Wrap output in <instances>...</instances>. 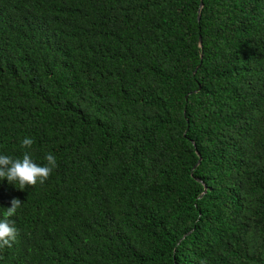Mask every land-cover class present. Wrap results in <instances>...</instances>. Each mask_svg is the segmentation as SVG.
Wrapping results in <instances>:
<instances>
[{
	"label": "trees",
	"instance_id": "1",
	"mask_svg": "<svg viewBox=\"0 0 264 264\" xmlns=\"http://www.w3.org/2000/svg\"><path fill=\"white\" fill-rule=\"evenodd\" d=\"M25 136L56 167L0 183V264H264V0H0V153Z\"/></svg>",
	"mask_w": 264,
	"mask_h": 264
},
{
	"label": "clouds",
	"instance_id": "2",
	"mask_svg": "<svg viewBox=\"0 0 264 264\" xmlns=\"http://www.w3.org/2000/svg\"><path fill=\"white\" fill-rule=\"evenodd\" d=\"M33 145V140L25 136L20 141V148L23 151L21 157H12L0 153V183H7L18 190H25L37 183L43 184L56 167V157L52 153L44 156V163L35 162L28 151ZM19 199H12L10 207L0 208L3 211L0 215L11 218L17 214L21 206ZM18 229L9 219H0V248L11 247L16 241Z\"/></svg>",
	"mask_w": 264,
	"mask_h": 264
}]
</instances>
